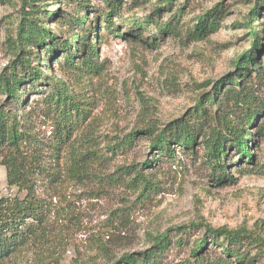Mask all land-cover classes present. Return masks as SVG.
Returning <instances> with one entry per match:
<instances>
[{"label":"rangeland","instance_id":"1","mask_svg":"<svg viewBox=\"0 0 264 264\" xmlns=\"http://www.w3.org/2000/svg\"><path fill=\"white\" fill-rule=\"evenodd\" d=\"M171 4L118 0L112 13L101 0H38L29 6L42 9V24L56 43L92 30L90 43L97 47V57L91 58L97 69L85 71L80 67L81 54L73 64L61 52L49 61L42 48L31 44L24 55L30 67L41 66L42 77L26 82L17 99L0 92V107L31 117L47 140L53 138L54 121L60 122L59 112H68L63 95L76 102L77 112H85L84 119L71 115L67 125L73 131L57 157L46 163L62 177L51 190L52 203L67 224L57 251L60 264H111L126 254L140 257L154 250L153 240L166 231L170 246L158 253L159 264L192 263L191 250L204 236L205 226L247 229L264 239V0H172ZM214 7L222 12L211 17ZM255 8L258 13L253 16ZM84 11L87 24L80 35L65 22ZM44 12L57 13L61 19H49ZM19 13V0L0 3V75L19 60L20 47L13 46ZM207 13L211 17L207 33L195 38L196 25ZM107 14H112L110 24L103 19ZM132 21L141 22L142 28L129 35ZM250 26L260 39L254 68H245L251 70L246 83L253 86L255 101L249 109L233 106L230 114L242 122L247 111L260 112L249 131L255 141L249 145L254 161H239L235 149L227 147L230 179L224 181L218 179L203 144L218 127L222 108L206 97H211L219 81L240 79L235 64L253 45ZM162 27L167 33L160 32ZM200 101L204 111L194 112ZM180 119L199 133L192 151L174 144L170 152L157 155L149 148L153 136L146 135L119 147L133 130L150 125L159 130ZM73 147L89 151L90 175L80 182L66 173L67 154ZM137 174L150 182L149 193L135 179ZM15 195L0 167V198ZM206 248L205 262L237 264L234 259L225 260L218 247ZM260 250L244 252L248 256L241 264H264V247Z\"/></svg>","mask_w":264,"mask_h":264},{"label":"trees","instance_id":"2","mask_svg":"<svg viewBox=\"0 0 264 264\" xmlns=\"http://www.w3.org/2000/svg\"><path fill=\"white\" fill-rule=\"evenodd\" d=\"M10 0H0V3ZM38 0H19L20 13L16 26V41L13 46L20 47L17 53L18 63L10 66L7 74L0 75V92L6 97L17 99L22 86L42 77L41 66L30 67L29 59L24 55L27 48L34 44L42 48L44 54L49 56V61L54 59L58 53L66 55L65 60L73 64L79 54L84 57L80 67L85 71L96 70L91 62L97 49L95 42L90 43L89 35L82 34L87 24V16L69 18L66 25L75 28L82 36L74 40H65L56 43L53 36L42 24L40 14L41 8L31 10L29 6L37 3ZM108 13L115 12L116 2L114 0H101ZM172 0H164L167 6L172 5ZM215 12V13H214ZM221 9L214 7L212 16L219 15ZM258 13L257 8L252 10V15ZM49 19H61L57 14L44 12ZM112 14H107L103 19L110 24ZM208 13L203 15L196 25L195 38L202 39L207 33L208 22L211 19ZM151 21V18H150ZM144 22L143 24H147ZM97 25L94 28V41L98 39ZM142 28V23L132 21L128 27V34L133 35L136 30ZM74 29V30H75ZM104 29V28H103ZM250 32L254 39L250 50L242 53L236 60L235 69L240 79L235 82L234 78L228 77L219 81L213 86L211 97L206 100L213 105L222 108V114L217 125L209 137L203 141L207 156L212 161V168L219 172L218 179L227 181L230 176L226 174V148H234L238 153V160L244 158L252 164L254 157L250 153L249 145H254L253 135L249 132L260 117V112H246L242 122H238L231 115L233 106L247 108L255 101L254 88L246 83L251 70H246L250 65L254 68V61L260 50L257 32L250 26ZM166 27L160 29L161 33H167ZM76 39V40H75ZM17 42V43H15ZM22 54V55H21ZM19 68V73H17ZM244 70H246L244 72ZM256 72V70L252 73ZM228 87V88H226ZM218 101V102H216ZM62 103H69L68 112H59L57 118L60 122L54 121L53 138L45 139L41 134L40 125L32 122L31 117L19 112H10L0 107V167L5 171V182L9 189H14L16 195L13 197L0 198V264H60L62 258L57 251L64 240V226L66 222L62 214H59L52 203L51 190L55 189L62 182L61 173L57 168H48L47 159L57 157L60 145L73 131L72 126L67 122L74 113L78 118L85 117V112H77L79 106L74 103L70 96L63 95ZM73 107V108H72ZM74 109L76 112H70ZM204 111L203 102H197L196 112ZM71 124V123H70ZM41 126H44L43 124ZM222 129V132H220ZM146 135L153 136L149 148L155 150L157 155L163 151L170 152V145L181 146L185 151H192L196 145L199 133H197L187 120H176L165 125L161 129L150 125L131 131L119 145L132 144L137 137ZM159 153V154H158ZM56 154V156H53ZM89 151L82 147H73L67 154L68 168L66 173L69 178L80 182L90 175L88 165L90 163ZM135 179L142 185V190L149 193L151 184L143 176L137 174ZM23 196L20 198L19 195ZM189 226H184L186 229ZM191 227V225H190ZM180 228V227H179ZM177 228V229H179ZM204 236L194 245L191 250V257L194 261L181 262L178 264H227L226 261L208 263L204 260V251L207 245H214L220 249L225 260L234 259L237 264L247 259L249 250L264 247V239L255 235L247 229H229L225 226H205ZM168 231L157 236L153 240V248L139 255L126 254L111 264H159L158 253H164L170 246ZM246 252V253H244Z\"/></svg>","mask_w":264,"mask_h":264}]
</instances>
